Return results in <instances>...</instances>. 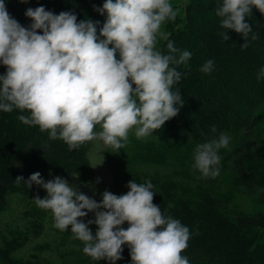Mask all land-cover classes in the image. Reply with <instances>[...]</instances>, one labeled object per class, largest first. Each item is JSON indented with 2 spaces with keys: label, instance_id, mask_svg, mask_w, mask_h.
Here are the masks:
<instances>
[{
  "label": "clouds",
  "instance_id": "clouds-1",
  "mask_svg": "<svg viewBox=\"0 0 264 264\" xmlns=\"http://www.w3.org/2000/svg\"><path fill=\"white\" fill-rule=\"evenodd\" d=\"M253 9L264 16V0H221L216 15L226 30L221 33L225 41L231 39L228 30L243 38L242 50L259 38L247 19ZM95 10L107 15L99 35L98 22H78L72 12L57 15L43 6L26 10L31 24L25 27L0 0V66L6 68L0 74V111L27 112L17 119L62 140L70 151L97 139L122 149L131 130L137 138L150 135L184 106L180 90H173L182 75L173 65L185 64L191 52L177 49L170 40L167 53L157 47L162 25L177 15L170 0H105ZM213 66L208 60L200 70L211 73ZM257 79H264V67ZM229 143L230 137L220 133L198 144L193 169L204 178H216L219 152ZM15 181L46 191L34 203L51 212L56 229L70 228L72 238L83 243V253L94 261L116 264L127 246L131 264H190L182 255L190 230L153 203L151 181L131 180L122 195L105 190L100 202L59 176L46 182L35 172ZM89 213L94 218L85 223Z\"/></svg>",
  "mask_w": 264,
  "mask_h": 264
},
{
  "label": "trees",
  "instance_id": "trees-1",
  "mask_svg": "<svg viewBox=\"0 0 264 264\" xmlns=\"http://www.w3.org/2000/svg\"><path fill=\"white\" fill-rule=\"evenodd\" d=\"M104 2L28 0L21 3L20 0H5L8 13L25 27L31 24L25 16L26 10L43 6L57 15L62 11L72 12L78 22L84 19L98 22L97 35L107 15H101L95 9L102 8ZM170 2L177 15L175 20L165 22L171 25L164 35L158 36L157 47L167 53L166 45L170 40L177 49L191 52V58L185 64L173 65L182 74L173 90H180L184 106L176 117L151 134L157 142L154 147L150 142H144L141 150L134 151L136 155L130 157L128 164L131 169H123L124 180L113 194H126V185L131 180L138 183L151 181L156 193L153 203L190 230L188 247L182 253L190 264H264V137H255L253 144L241 141L233 147L231 186L250 203L244 211L229 207L227 199L210 191L198 189L194 194L182 193V188L170 177H141L132 169L141 163H151L155 160L152 158H164L160 146L183 137L198 145L217 138L220 133L238 134L250 126L254 114L264 105V79H257L259 69L264 67V16L253 9L247 18L259 38L242 50L240 45L244 40L240 35L228 30L230 40L225 41L221 36L226 31L220 27V18L216 15L221 0ZM208 60L214 62L213 70L204 73L200 69ZM4 72L6 68L0 66V74ZM21 114L28 115L18 109L10 113L0 111V207L9 194H20L25 198L37 195L36 185L29 188L23 182L17 184L18 176L27 180L39 172L45 181L71 174L77 175L82 182L92 179L94 170L87 156L91 142L70 151L62 140L50 139L47 131L23 124L17 119ZM213 127L216 133L211 132ZM101 199L96 200L100 202ZM93 218L94 214L89 213L84 222ZM90 228L95 234V224ZM13 244L7 242L0 248L1 264H43L37 260L13 258L16 248ZM77 246L84 257L82 264H108L106 260L94 261L86 256L79 240ZM122 256L116 264H131L127 246H124Z\"/></svg>",
  "mask_w": 264,
  "mask_h": 264
},
{
  "label": "rangeland",
  "instance_id": "rangeland-1",
  "mask_svg": "<svg viewBox=\"0 0 264 264\" xmlns=\"http://www.w3.org/2000/svg\"><path fill=\"white\" fill-rule=\"evenodd\" d=\"M169 25L171 23L163 24L158 36L164 35L170 28ZM100 130L97 125L95 131ZM226 134L230 137V143L219 152L222 159L219 165L220 174L216 178H204L193 169L194 150L197 145L192 144L187 137L160 146L164 158H152L155 160H151V163H141L132 169L141 177H170L182 188V193L194 194L198 189L210 191L220 198L223 197V200L227 199L229 207L248 210L250 203L247 199L232 190V151L238 142L253 144L255 137H264V105L256 111L248 128L238 134ZM144 142H150L151 147L157 143L151 134L137 138L135 129L129 132L125 147L119 150L104 145L98 139L93 140L87 154L94 170L92 179L82 182L75 174L61 178L94 199L102 197L105 190L114 193L115 188L124 180L123 169H131L128 166L130 157L136 155L134 151L142 149ZM37 195L44 198L47 193L37 187ZM33 199L20 194H9L6 197L4 205L0 207V248L7 242L11 245L15 243L13 246L16 248L12 253L15 259L37 260L43 264H82L84 257L78 251V240L72 238L70 228L66 231L56 229L51 212L39 208Z\"/></svg>",
  "mask_w": 264,
  "mask_h": 264
}]
</instances>
